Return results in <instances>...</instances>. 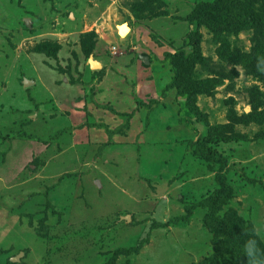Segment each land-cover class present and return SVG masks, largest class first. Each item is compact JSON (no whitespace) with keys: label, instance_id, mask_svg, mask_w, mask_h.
I'll list each match as a JSON object with an SVG mask.
<instances>
[{"label":"rangeland","instance_id":"374dc122","mask_svg":"<svg viewBox=\"0 0 264 264\" xmlns=\"http://www.w3.org/2000/svg\"><path fill=\"white\" fill-rule=\"evenodd\" d=\"M203 2L213 26L191 19ZM214 2L0 0V264H251L249 238L264 255V119L210 145L232 192L200 203L218 187L212 126L264 110V55L241 56L258 29L220 27Z\"/></svg>","mask_w":264,"mask_h":264},{"label":"trees","instance_id":"16d2710c","mask_svg":"<svg viewBox=\"0 0 264 264\" xmlns=\"http://www.w3.org/2000/svg\"><path fill=\"white\" fill-rule=\"evenodd\" d=\"M214 6H220L223 8V13L221 18L218 17V24L220 27H224L225 25L231 24L235 27V29H243V28H257V32L259 33L258 40L256 41L255 47L250 52H243L241 54L242 61L245 66L250 67L253 63L257 62L259 59L256 57L259 55L260 57L264 55V0H234V2L230 5V7L226 6L224 0H214ZM255 3L257 7H254ZM219 4V5H218ZM205 3H201L198 8H194L193 16L191 17L193 20L203 21L208 23V25H215L214 21H212L211 17H208L207 12H204ZM198 42L199 35L197 31H193L189 37V43L191 44L193 51L188 55L184 56L182 51H177L172 53L170 57V64L173 70L177 73L179 71V65H183L188 61H194L196 58V53L198 50ZM222 55L225 56L226 50L221 51ZM179 64V65H178ZM175 79V78H174ZM204 83L206 88H213L214 84L210 79H202L201 81ZM170 84V83H169ZM179 90L183 92L187 91L185 85L178 84ZM213 85V86H212ZM167 87V86H166ZM188 97H191V94H188ZM191 98L187 101L189 110L199 119V113L196 107L192 104ZM141 104L142 101H139ZM150 107V106H148ZM109 110L111 107H108ZM264 119V110H252L249 113L243 114L242 116H237V114L230 110L228 113V123L227 124H218L212 126V131L205 140L201 144V156L206 158L211 162H215L219 164L217 169V181L218 187L215 188L208 196H206L200 203L204 206H217V204L230 196L232 192V188L230 186L229 181L227 180L226 175L224 174L222 167L225 165L226 158L218 153L214 148L210 147L213 143L218 142H231L237 141L243 138L241 134L234 130L235 123H248L249 121H257L258 123ZM148 122V113L146 115V123ZM174 219H169L165 223L161 222L162 225L168 224L170 222L175 221ZM208 225L211 224L213 230L216 228H221L223 225L225 226V222L221 218L210 217V220L207 219ZM216 248L217 251L219 249L222 250L223 244L220 240H216Z\"/></svg>","mask_w":264,"mask_h":264},{"label":"clouds","instance_id":"9594fccd","mask_svg":"<svg viewBox=\"0 0 264 264\" xmlns=\"http://www.w3.org/2000/svg\"><path fill=\"white\" fill-rule=\"evenodd\" d=\"M244 254L251 260V264H264V255L254 238H249L244 243Z\"/></svg>","mask_w":264,"mask_h":264},{"label":"bare ground","instance_id":"6f19581e","mask_svg":"<svg viewBox=\"0 0 264 264\" xmlns=\"http://www.w3.org/2000/svg\"><path fill=\"white\" fill-rule=\"evenodd\" d=\"M118 28V32L121 38H123L130 30L129 26L127 23H121L117 26ZM92 60V67H99L100 63L97 62L96 60H94L93 58ZM26 83H30V81H27Z\"/></svg>","mask_w":264,"mask_h":264},{"label":"water","instance_id":"95a60500","mask_svg":"<svg viewBox=\"0 0 264 264\" xmlns=\"http://www.w3.org/2000/svg\"><path fill=\"white\" fill-rule=\"evenodd\" d=\"M92 56L89 58V65H90V67H92ZM27 81H30V80H25V84H28V83H26ZM31 82V81H30ZM18 259V256H13L12 258H11V260H17Z\"/></svg>","mask_w":264,"mask_h":264}]
</instances>
